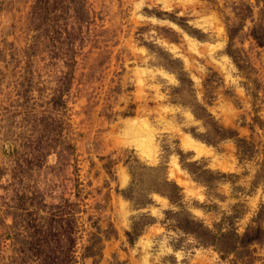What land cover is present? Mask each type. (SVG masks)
<instances>
[{
    "label": "rangeland",
    "instance_id": "1",
    "mask_svg": "<svg viewBox=\"0 0 264 264\" xmlns=\"http://www.w3.org/2000/svg\"><path fill=\"white\" fill-rule=\"evenodd\" d=\"M49 256L264 264V0H0V264Z\"/></svg>",
    "mask_w": 264,
    "mask_h": 264
},
{
    "label": "trees",
    "instance_id": "2",
    "mask_svg": "<svg viewBox=\"0 0 264 264\" xmlns=\"http://www.w3.org/2000/svg\"><path fill=\"white\" fill-rule=\"evenodd\" d=\"M64 257L60 258L59 256H49V264H62Z\"/></svg>",
    "mask_w": 264,
    "mask_h": 264
},
{
    "label": "bare ground",
    "instance_id": "3",
    "mask_svg": "<svg viewBox=\"0 0 264 264\" xmlns=\"http://www.w3.org/2000/svg\"><path fill=\"white\" fill-rule=\"evenodd\" d=\"M148 142H150V140H149ZM149 144H151V142H150V143H148V145H149ZM197 147H198V146H197Z\"/></svg>",
    "mask_w": 264,
    "mask_h": 264
}]
</instances>
